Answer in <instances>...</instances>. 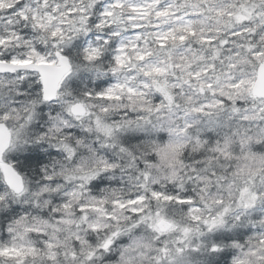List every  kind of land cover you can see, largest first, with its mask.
Wrapping results in <instances>:
<instances>
[{"label":"clouds","instance_id":"obj_1","mask_svg":"<svg viewBox=\"0 0 264 264\" xmlns=\"http://www.w3.org/2000/svg\"><path fill=\"white\" fill-rule=\"evenodd\" d=\"M0 264H264V0H0Z\"/></svg>","mask_w":264,"mask_h":264}]
</instances>
